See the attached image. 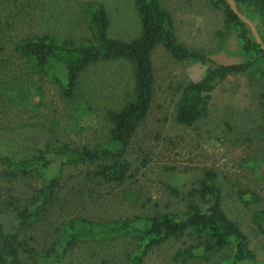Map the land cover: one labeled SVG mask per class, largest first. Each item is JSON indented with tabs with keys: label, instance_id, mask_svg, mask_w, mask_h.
<instances>
[{
	"label": "rangeland",
	"instance_id": "obj_1",
	"mask_svg": "<svg viewBox=\"0 0 264 264\" xmlns=\"http://www.w3.org/2000/svg\"><path fill=\"white\" fill-rule=\"evenodd\" d=\"M161 2L173 18L178 39L202 51L207 61H180L160 45L153 49L154 95L127 154L129 176L120 183L98 184L87 175L94 166H66L54 209L41 222L20 229V237L39 252L75 215L106 222L182 213L197 201L194 189L211 170L218 176L226 213L264 258V230L251 222L255 210H264V61L227 76L212 92L206 117L189 126L177 122L176 104L186 82L199 80L213 63L246 58L236 33L226 31L222 12L206 0ZM96 5H103L108 14L109 37L131 41L140 36L134 0H0V157L23 158L46 143L93 146L108 140L107 111L119 109L132 96L131 63L92 64L80 75L73 97L66 98L51 73L38 72L16 50L20 39L41 33L85 41L90 36L87 15ZM42 183L40 177L9 180L0 175V221L7 230H16L15 208ZM240 191L248 198L255 195L257 202L243 205ZM193 242L190 236L170 241L150 251L142 264H175L172 255ZM136 247L129 237L84 241L64 264H122ZM224 258L222 253L209 261L182 264H225Z\"/></svg>",
	"mask_w": 264,
	"mask_h": 264
},
{
	"label": "trees",
	"instance_id": "obj_2",
	"mask_svg": "<svg viewBox=\"0 0 264 264\" xmlns=\"http://www.w3.org/2000/svg\"><path fill=\"white\" fill-rule=\"evenodd\" d=\"M206 1L222 12L226 31L236 33L246 61L227 65L213 63L199 80L188 81L181 87L176 120L188 126L208 115L212 92L227 76L247 72L259 64L256 60L264 61V51L249 25L233 12L229 2ZM234 2L254 23L264 44V0ZM134 6L140 16L141 34L131 41L108 36V14L103 5H96L87 15L90 36L85 41L41 33L23 37L16 45L25 62L38 72L55 77L66 98L73 97L82 72L92 64L107 60L132 64L133 90L131 99L119 109L107 111L111 127L106 142L93 146L46 143L23 158L0 157L3 177L9 180L40 177L43 182L24 204L15 208L14 218L18 222L15 231L7 230L0 221V264H64L81 242L125 237L134 240L137 247L135 252L127 254L122 264H142L150 251L184 236H190L194 242L172 255L171 261L175 264L194 259L209 261L222 253H225V264H264V258H259L252 249L240 225L223 208L218 176L211 170L204 172L199 186L194 189L197 201H191L182 213L156 212L106 222H93L75 215L63 222L56 238L40 252L20 237V229L41 222L54 209L66 181V166H94L87 175L98 184L120 183L129 176L127 154L153 100L152 52L156 46H162L180 61H207L202 51L189 49L178 39L172 16L161 0H134ZM262 100L264 102V94ZM46 173L48 177L43 178ZM238 195L245 206L257 202L255 195L248 198L241 191ZM251 222L262 232L264 210H255Z\"/></svg>",
	"mask_w": 264,
	"mask_h": 264
},
{
	"label": "water",
	"instance_id": "obj_3",
	"mask_svg": "<svg viewBox=\"0 0 264 264\" xmlns=\"http://www.w3.org/2000/svg\"><path fill=\"white\" fill-rule=\"evenodd\" d=\"M227 1L229 2L230 7H231V9L233 10V12H234L235 14H237L238 17H239L241 20L245 21V22L249 25V28H250L252 34L254 35L256 42L260 45L261 49L264 51V44L262 43V41H261V39H260V37H259L258 31H257V29H256V27H255V25H254V23H253V22H252V21H251V20H250L245 14L241 13V12L237 9L234 0H227Z\"/></svg>",
	"mask_w": 264,
	"mask_h": 264
},
{
	"label": "crops",
	"instance_id": "obj_4",
	"mask_svg": "<svg viewBox=\"0 0 264 264\" xmlns=\"http://www.w3.org/2000/svg\"><path fill=\"white\" fill-rule=\"evenodd\" d=\"M173 19V18H172ZM173 23H174V21H173ZM174 27H175V25H174Z\"/></svg>",
	"mask_w": 264,
	"mask_h": 264
}]
</instances>
